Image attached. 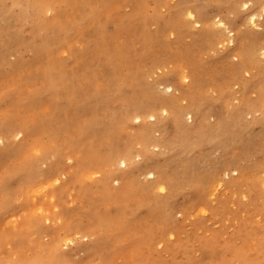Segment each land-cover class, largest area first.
I'll return each instance as SVG.
<instances>
[{
  "label": "rangeland",
  "instance_id": "374dc122",
  "mask_svg": "<svg viewBox=\"0 0 264 264\" xmlns=\"http://www.w3.org/2000/svg\"><path fill=\"white\" fill-rule=\"evenodd\" d=\"M243 2L247 9L242 3L225 8L219 0H112L108 9L94 3L96 18L89 17L88 8L57 3L62 11L58 23L63 27L57 32L56 53L47 59L33 53L32 41L42 38L36 36L30 16L20 14V5L4 0V6L14 10L16 18L11 20L21 22L22 43L1 57L6 63L0 64V122L15 124L22 134L16 139L14 133L0 153V158L5 155L0 161V205L9 206L4 211L7 217L0 220V264L16 260L62 264L54 261L53 246L73 264H209L212 252H219L226 264H256L259 256L264 264V109L254 114L248 107L261 99L264 102V58L237 73L234 46L206 42V31L221 36L216 25L221 19L233 20L245 33L246 47L264 46V13L256 20L258 27H253L246 18L261 15L259 4ZM198 9L209 20L194 25L185 13ZM55 16L52 11L44 19L51 21ZM6 22L0 8V25ZM97 22L104 23L103 33ZM120 42L127 43L124 53L114 49ZM49 62L65 71L70 92L64 93L59 86L54 94L42 92ZM185 74L188 81L181 79ZM162 80L174 92L157 88ZM144 103L160 113L165 125L164 131H153L154 122L147 119L148 139L141 145L134 140L139 138L141 124L128 119L127 112ZM190 105L202 109L208 125L224 119L234 126L216 138L197 131V126L199 133L187 138L184 130L195 120L185 119L184 125L176 127L174 114ZM240 109L242 118L237 123ZM0 141V147H6ZM130 147L134 168L129 176L123 182L109 179L106 175L127 170L128 166L114 163V156L117 150L126 148V152ZM11 152L15 154L8 155ZM34 161L42 170L50 162L53 173L63 175L60 183L27 184L23 173ZM236 166L241 168L240 178L232 173ZM154 167L162 168L174 189L165 186L164 192L156 188L147 192L140 187L151 183L140 175L142 171ZM223 167H228V176ZM17 172L22 175L13 176ZM124 185H129L127 190ZM168 196L175 202L172 219L162 225L161 215L169 212L170 203H164ZM70 223L72 229L67 226ZM92 225H97L94 236H104L106 243L91 253L87 250L93 248L96 237L86 232ZM32 227L40 235H32ZM26 233L32 239L22 247L11 248L4 242ZM59 236L73 242L65 247V242L56 241ZM107 247L115 254L107 253Z\"/></svg>",
  "mask_w": 264,
  "mask_h": 264
},
{
  "label": "bare ground",
  "instance_id": "6f19581e",
  "mask_svg": "<svg viewBox=\"0 0 264 264\" xmlns=\"http://www.w3.org/2000/svg\"><path fill=\"white\" fill-rule=\"evenodd\" d=\"M6 2L8 0H5ZM11 1V4L13 5H20V9H19V12L21 15H24V14H27L30 16V20L32 22V24L34 25V30L36 32V36H38V38H42V39H35V40H38L40 41L39 43H36L35 40L32 41V45L31 47L32 50H33V53L35 54L36 58L38 57H43V58H46L47 59H53V55L56 53L54 51L53 48H58L59 46V43H58V37H57V32L60 30V28L63 27L62 24H60V22L58 23V18H59V15L62 14V11L58 10L57 8V1L55 3L54 0H9ZM62 2L58 3V4H62L65 3L66 4H69V6L71 7H85V8H88L89 9V17H94L96 18V9H95V6L94 3L95 2H99L101 3V7L102 9H108L109 7V4L112 3V0H66V1H63L61 0ZM264 0H252V3H254V5H258L259 7V11L261 13V15L257 14V13H252V14H248V17L246 18V21L249 22L250 24H255L256 25V20L259 16H262V14L264 13V3L262 2ZM4 0H0V8L2 10H4L5 12V16H6V23L4 25H0V64H5L6 62H4L2 60V56H6L10 51L14 50V49H17L18 46H20V44L22 43V37H21V28L22 26H20L21 22H14V20H11L13 18H16V17H13L12 13L14 10H10L8 7H5L4 4H3ZM242 3V8L244 4H247L243 2V0H219V4L223 5L225 4V8H234V6H238L239 4ZM6 5V3H5ZM257 7V6H256ZM11 8V7H10ZM56 12V16L53 20L51 21H46L44 19V15H48L49 12ZM199 11V13H198ZM198 11L194 12L192 10H187V12L185 13V16L189 17V13L192 14V19H193V22H194V25L195 24H203V23H206L209 19L206 17V15L204 14V12H202L201 9H198ZM177 14V17L179 16V13H176ZM207 14V13H206ZM211 16V15H210ZM247 16V15H246ZM255 16V20L253 21L251 19V17ZM245 21V20H244ZM180 22V21H179ZM215 22V21H214ZM219 22L220 23H223L225 25L224 28H220V32H219V37L215 36L214 33H211L210 31H206L207 33V38H206V42L209 43L210 45H214V44H224L225 42H228L229 44L233 45L234 46V51L232 53V57L235 58L236 60L239 61V67L237 68V73H240V72H243V69H245V67L250 64L252 61L253 62H256V61H259V60H262V58H264V46H257V47H252V46H245L244 45V39H243V36L245 33L242 32V34L239 32V29L237 28V26L235 25V23L233 22V20H221L219 19ZM96 26H101L100 29L102 30V33L104 32V23L101 24L100 22H97L95 24ZM216 25H217V22H216ZM214 26V25H213ZM257 26V25H256ZM258 27V26H257ZM212 28V26H211ZM214 28V27H213ZM218 28V27H217ZM223 36V37H222ZM35 42V43H34ZM61 42V40H60ZM99 43V41H98ZM258 43V42H257ZM26 44V43H25ZM65 44V43H64ZM226 44V43H225ZM235 44V45H234ZM116 48H120V52L121 53H124L126 52V48H127V43L125 42H120V43H117L115 46H114V49ZM105 50H112L111 48H107ZM107 52V51H106ZM50 62L49 63H46V66L44 68V73H45V76L44 77H47L48 81L46 82V89L43 88L42 89V92H50L51 94L57 92L59 89H58V86L62 89V91L64 93H67V92H70L72 90V87L70 85V82H68V77H67V74L65 73V71H58L54 68V66H49ZM18 66V65H17ZM12 67L14 70L18 67ZM181 79L182 80H186L188 81L189 77L185 74L183 76H181ZM244 83V82H243ZM135 85V84H134ZM245 85V84H244ZM156 87L159 88L160 90H162V92H165V93H170V92H174V88L173 86H168L164 83V81H159L156 83ZM244 87V86H243ZM247 87V86H246ZM245 87V88H246ZM177 89V88H176ZM155 90V89H154ZM179 90V88L177 89ZM99 91V90H98ZM156 92V91H155ZM61 92H59L60 94ZM156 94H158L156 92ZM38 94H35V96H37ZM38 98V97H37ZM262 101V99H261ZM260 100L257 101V102H253L252 105L249 104V112L250 111H254L252 113H256L255 111H258V109H264V102H261ZM72 104H75V105H78V103H74V102H70ZM149 105L150 104H142L141 106H137L135 107L134 109H131L128 113V119H132L131 121H137L138 123L140 122V128L139 130H142L140 135H139V138L137 137L136 139L134 140H137L136 142H139L141 145H143L144 143H146V141L144 139H148V129H146L147 125H148V121L147 119L150 118L151 121H153V125L152 127L150 128L151 130L153 131H164V123L163 121H160L159 120V115L160 113L157 112V110H154L153 108H150L149 109ZM251 105V106H250ZM57 106L59 107V103H57ZM151 107V105H150ZM247 107V108H248ZM163 112L164 111H168L167 108H163L161 107ZM241 110V109H240ZM245 111V110H244ZM247 112V113H249ZM259 112V111H258ZM172 114V113H171ZM245 114V113H244ZM247 115V114H245ZM251 115V114H250ZM170 116V115H169ZM236 117L237 119L233 118L234 121H236L237 123L238 122H241L239 121L241 118H242V110L239 111L237 114H236ZM219 118V117H218ZM259 118V117H258ZM191 120L193 121V119L195 120V123L192 124V125H188V128L184 130V135L187 136H192V134L196 131L197 129V126H199V129L197 131H200V132H209L210 135H215L214 138L217 137L218 134H224L225 135L227 134L226 131L228 129H230L231 127H229L230 123H229V120H224L221 121V119H218L214 125H208L205 120H206V116L204 114V112L202 111L201 108H198V106H194V105H190L186 110L182 111V113H176L174 114V120H175V123H176V127L178 126H182V124L184 125V123L186 121H183V120ZM122 120V119H121ZM129 121V122H131ZM188 121V122H189ZM232 121V120H231ZM230 121V122H231ZM261 121H264V118L261 119ZM127 121L125 119V121L121 122L123 124H125ZM174 122V121H173ZM7 123V122H6ZM119 123V122H117ZM232 123V122H231ZM13 124V123H9V124H3L0 122V140H4L5 141V146L6 147H0V153L5 151L6 148H7V144H6V141L14 134L16 133L17 135H21V130H19L17 128V126ZM119 125V124H118ZM19 126V125H18ZM22 129V128H21ZM180 129V128H179ZM243 130V129H242ZM23 131V129H22ZM27 132H29L28 130H26ZM234 132H237V131H234ZM196 133V132H195ZM199 133V132H197ZM196 133V134H197ZM207 134V133H206ZM217 134V135H216ZM27 135V134H25ZM30 135V134H29ZM183 135V134H182ZM208 135V134H207ZM16 137V136H15ZM211 137V136H210ZM224 137V135L222 136V138ZM14 138V137H13ZM185 138V137H184ZM183 138V139H184ZM220 138V139H222ZM233 138V137H232ZM237 138V135L235 136V139ZM224 139V138H223ZM222 139V141H223ZM233 141V140H232ZM241 140H239L240 142ZM259 141V140H258ZM135 142V141H134ZM186 142V140L184 141V143ZM211 142V140H210ZM221 142V140H220ZM9 143V142H8ZM188 143V142H187ZM197 143V142H196ZM216 143V142H215ZM10 144V143H9ZM134 144V143H133ZM132 144V145H133ZM175 144V143H174ZM24 145V144H23ZM157 147H160L158 144H156ZM253 145V144H252ZM131 146V144H130ZM180 146V145H179ZM185 146V145H184ZM189 146V145H188ZM22 147V146H21ZM21 147L20 150H21ZM25 147V146H24ZM166 147V146H165ZM192 148V147H191ZM125 149H121V150H117V152L115 153V156H114V163L117 162L118 164H120L121 161L124 162V167L127 168V170H124L122 172H115L113 174H109V175H106L109 177V179H111L110 177H116L118 180H123L125 179V177H128L129 176V171L131 170V168H134L133 167V163H132V159H133V152L130 148L127 149V151L125 152ZM175 149V148H173ZM172 149V150H173ZM185 149V148H184ZM183 149V150H184ZM195 149V148H194ZM24 150V148L22 149ZM116 150V149H114ZM113 150V151H114ZM179 150V149H178ZM187 150V149H186ZM17 151V150H16ZM15 151V152H16ZM171 151V150H169ZM15 152H11V153H8V155H14ZM249 153V152H248ZM7 154V153H6ZM112 155V154H111ZM5 157V155H4ZM3 157V158H4ZM3 158H0V161L3 159ZM113 158V157H112ZM220 160V159H219ZM238 160V159H237ZM112 161V162H113ZM2 163V162H1ZM53 163V162H52ZM112 163V164H114ZM236 163V162H235ZM234 164V163H233ZM30 165V164H29ZM55 165V164H54ZM58 165V164H57ZM235 166V164H234ZM239 166V165H238ZM236 166L235 169L232 171L233 174H235L236 176H239V178L241 177V168ZM18 168V167H17ZM29 171L26 172V173H29L30 172V175L26 177V173H23L24 175V178L27 179V181H29V183L27 184H33L34 183H38V182H43V181H47L48 183H56V181H59L60 183V177L61 174H54L53 173V165H50V162H49V166L46 170H42L40 168V165H39V162L37 161H34L32 165H30L29 167ZM61 169V167H59ZM228 167H223V169L225 170V173L227 176L229 175V172H228ZM59 169V170H60ZM232 169V168H230ZM260 169V168H259ZM258 169V170H259ZM264 169V168H263ZM111 171V170H110ZM218 171V170H217ZM223 171V170H222ZM244 171V170H243ZM65 174H66V171H64ZM228 172V173H226ZM260 172V171H259ZM60 173H63V172H60ZM69 173V172H68ZM112 173V172H111ZM140 173V172H139ZM185 173V172H184ZM183 173V174H184ZM108 174V173H107ZM162 174V175H161ZM164 174V171H162V168L160 167H154L153 169H147L145 171H142V174L140 175H144L145 178H150L151 180V183L148 184V185H144V186H140L142 187L143 190H152V188H156V189H160L161 187H163L164 189H166V187L168 188L169 186H173L175 184H171L170 181L167 182L166 180V174ZM17 175H22L21 172H17L15 175L13 176H17ZM12 176V177H13ZM163 177V178H162ZM224 177V176H223ZM115 179V178H114ZM219 179V178H218ZM166 180V181H165ZM235 180V179H234ZM247 180V179H245ZM263 180V179H262ZM111 181V180H110ZM116 182V181H115ZM121 182V181H120ZM122 182H121V185H122ZM126 182V181H125ZM142 182V181H141ZM235 182V181H234ZM247 183V182H246ZM256 183V182H255ZM262 183V182H261ZM43 184V183H42ZM237 184V183H235ZM40 185V184H39ZM127 185V184H126ZM124 185V186H126ZM221 185V184H220ZM264 185V184H263ZM123 186V187H124ZM129 186V185H128ZM128 186H126V190L128 189ZM166 186V187H165ZM238 186V185H237ZM43 187V186H42ZM233 187H234V184H233ZM120 188V186H119ZM122 188V187H121ZM170 188V187H169ZM250 188V187H249ZM42 188H40L41 190ZM125 189V187H124ZM123 189V191H124ZM171 189V188H170ZM174 189V188H172ZM171 189V190H172ZM255 189V188H254ZM257 189V188H256ZM39 190V189H38ZM39 190V191H40ZM45 190V189H44ZM43 190V191H44ZM125 190V191H126ZM169 190V189H168ZM217 191V190H216ZM41 192V191H40ZM122 192V191H120ZM148 192V191H147ZM170 192V191H169ZM168 192V193H169ZM124 193V192H122ZM121 193V194H122ZM173 193V192H172ZM171 192L169 193V196L171 197H174V195H170ZM119 195V194H118ZM176 195V194H175ZM57 196V195H56ZM54 196V197H56ZM59 196V195H58ZM57 196V197H58ZM168 196V197H169ZM56 197V198H57ZM61 197V196H60ZM59 197V198H60ZM53 198V197H52ZM170 198V197H169ZM165 199L164 203H170L168 205V209H169V212L166 211L164 208V211L161 215V223L162 225H165V224H169L171 223V219H172V214L170 213L172 211V206L173 204H175L174 200L172 198L170 199ZM158 203V202H157ZM163 203L161 204H155L157 206H160L162 205ZM150 205V204H149ZM147 205V206H149ZM141 206H144V205H141ZM154 206V205H152ZM20 207H23V205L21 203H19V208ZM145 207V206H144ZM162 208V207H161ZM9 209V206H6V205H0V220H2L3 218H6L7 216L6 213L7 212H4V211H8ZM3 215V216H2ZM90 215V214H89ZM87 215V216H89ZM86 216V217H87ZM71 223L67 226H69V229H72L70 228L71 226ZM82 225V224H81ZM88 226V225H87ZM93 227L89 230H87L88 234H90L91 232L94 233L96 231V226L97 225H92ZM73 227V226H72ZM77 227H81L79 225H77ZM90 227V226H89ZM164 227V226H163ZM36 228V231L33 232V230ZM77 230V229H76ZM81 229L78 228V232L80 231ZM73 231V230H71ZM33 232V233H32ZM30 233L32 235H40V231L38 230L37 227H32V229L30 230ZM49 233V232H48ZM74 233H77L75 232L74 230ZM81 233V232H80ZM96 233V232H95ZM92 234V236L96 235V234ZM29 234V233H26V234H19V235H14L12 238H10L8 241L9 243L4 240V242L11 246V248L13 246H17L16 248L18 247H22V244H24L25 242H28V239H32V235ZM87 234L88 237H90L89 235ZM75 235V234H74ZM79 235V234H78ZM83 235V234H82ZM76 236V235H75ZM85 236V235H84ZM96 237L92 244H93V248H89L87 250V252H93L91 250H94V249H97L99 250L100 248V244L101 243H106L104 240H105V237L104 236H94ZM76 238V237H74ZM91 238V237H90ZM93 238V237H92ZM56 241H58V243L60 242H67L66 239H63V236H59L58 239H56ZM71 243L73 242L72 239L70 240ZM31 242V241H30ZM57 243V244H58ZM64 244V243H63ZM80 244V243H79ZM108 245V244H107ZM117 245V244H116ZM10 249V248H9ZM107 253H110L112 255L115 254V251L113 250H109L108 247L105 249ZM116 250V249H115ZM52 251H53V255H54V261L55 262H62V264H73L71 262H68L64 255L61 253L59 254L58 253V248L56 246H53L52 247ZM82 251L85 252L86 250L82 248ZM57 252V253H56ZM213 255H211L210 257V262L209 264H226L222 258L219 256V252H212ZM83 254H87V253H83ZM261 254V253H260ZM111 255V256H112ZM263 255V254H262ZM261 255V256H262ZM66 256V255H65ZM89 256V255H88ZM105 257V256H104ZM113 257H111L110 259H112ZM109 259V258H108ZM66 260V261H65ZM237 260V259H235ZM256 261V264H263L260 256L256 259H254ZM264 260V259H263ZM105 261H106V258H105ZM186 261V260H185ZM189 261V260H188ZM191 261V260H190ZM242 261V260H241ZM109 263V262H108ZM247 263V262H246ZM249 263V262H248ZM252 262H250L249 264H251ZM11 264H22L21 262H19L18 260H16L15 262L11 263ZM28 264V263H26ZM30 264H34V262L30 263ZM97 264V263H96ZM241 264V262H240Z\"/></svg>",
  "mask_w": 264,
  "mask_h": 264
},
{
  "label": "snow or ice",
  "instance_id": "6c2138e0",
  "mask_svg": "<svg viewBox=\"0 0 264 264\" xmlns=\"http://www.w3.org/2000/svg\"><path fill=\"white\" fill-rule=\"evenodd\" d=\"M243 7H244L245 9H247V8L249 7V5H248V4H244ZM48 14L51 15V12H49ZM189 18H190V19L192 18V14H191V13H189ZM251 19L254 21V20H255V16L251 17ZM217 25H218V27H220V28H224V27H225V25H224L223 23H220L219 21H217ZM252 26L255 27V24H253ZM197 27H199V25H197ZM222 46H223V45H222ZM16 139H20L19 135L16 136ZM0 142H2V141H0ZM35 155H37V156L40 155L39 150H36V151H35ZM137 158H138V157H137ZM120 166H121V167H124V166H125L123 161L120 162ZM56 183H59V181H56ZM159 191H160V192H164L165 189H164L163 187H161V188L159 189ZM70 243H71V241H67L66 244H65V247H67V244H70ZM161 247H162V246H161Z\"/></svg>",
  "mask_w": 264,
  "mask_h": 264
}]
</instances>
